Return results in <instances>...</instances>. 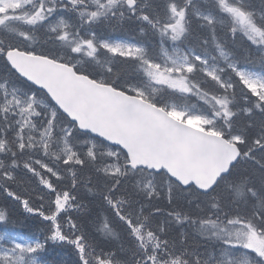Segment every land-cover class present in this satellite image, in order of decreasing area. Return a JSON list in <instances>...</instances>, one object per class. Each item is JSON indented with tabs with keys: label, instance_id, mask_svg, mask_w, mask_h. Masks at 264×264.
<instances>
[{
	"label": "snow or ice",
	"instance_id": "6c2138e0",
	"mask_svg": "<svg viewBox=\"0 0 264 264\" xmlns=\"http://www.w3.org/2000/svg\"><path fill=\"white\" fill-rule=\"evenodd\" d=\"M0 194V264H264V0H0Z\"/></svg>",
	"mask_w": 264,
	"mask_h": 264
},
{
	"label": "trees",
	"instance_id": "16d2710c",
	"mask_svg": "<svg viewBox=\"0 0 264 264\" xmlns=\"http://www.w3.org/2000/svg\"><path fill=\"white\" fill-rule=\"evenodd\" d=\"M117 35L126 36V33H117ZM0 207H7L13 216V219L16 221L15 230L20 232L21 234H36L39 233L36 231L39 226V221L33 217H30L29 214L24 213L22 207H19L8 200L5 196L0 194ZM11 227L10 225H0V233H2L6 228ZM46 264H50V262L55 261L58 264H66V262L70 259L68 252L64 249L55 248L49 250L45 256L42 257Z\"/></svg>",
	"mask_w": 264,
	"mask_h": 264
}]
</instances>
